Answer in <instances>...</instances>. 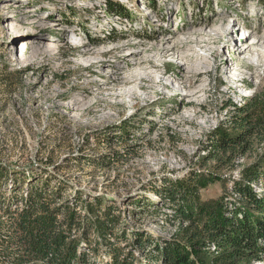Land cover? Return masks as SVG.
Segmentation results:
<instances>
[{"label": "rangeland", "instance_id": "rangeland-1", "mask_svg": "<svg viewBox=\"0 0 264 264\" xmlns=\"http://www.w3.org/2000/svg\"><path fill=\"white\" fill-rule=\"evenodd\" d=\"M107 1L0 0V167L6 173L0 180V201L11 203L16 188L17 196L27 198L29 179L47 168L70 189L66 196L81 192L84 200L102 198L103 207L114 205L120 216L117 229L127 232L125 252L134 253V261L159 264L149 262L154 249L145 241L175 238L182 223L173 215L174 205L157 192L194 174L216 172L224 180L200 195L203 200L219 198L262 155L264 136L259 131L231 163L225 164L226 156L205 160L213 155L212 139L219 127L237 134L239 113L226 104L244 107L255 94L264 93V65L238 57L245 69L240 76L229 73L222 63L229 58L225 45L237 44L241 35L223 34L210 47L213 53L221 48V56L211 59L207 75L196 77L194 85H204L203 93L189 101L153 80L145 81L141 96L130 101L119 94L124 81L110 78L113 65L124 61L119 53H106L100 70L99 65H81L78 59L86 46L73 44L72 32L90 48L140 43L150 52L162 39L180 42L197 29L225 28L236 21L262 37L264 0H110L129 11L127 18L113 15ZM34 20L43 26L36 27ZM27 38L37 43L28 44L24 62L17 58V48ZM49 41L57 47L46 49ZM162 61L161 70H174V75L175 64ZM253 184L256 193H264L262 179ZM135 232L145 236L142 247L133 239ZM96 260L109 257L101 251Z\"/></svg>", "mask_w": 264, "mask_h": 264}, {"label": "trees", "instance_id": "trees-1", "mask_svg": "<svg viewBox=\"0 0 264 264\" xmlns=\"http://www.w3.org/2000/svg\"><path fill=\"white\" fill-rule=\"evenodd\" d=\"M107 2L113 15L130 17L122 5ZM226 107H234L239 113L234 126L237 134L219 127L212 139L213 155L206 161L226 156L225 164H229L242 147H247L251 137L259 131L264 136V93L255 94L244 107L230 101ZM43 170L34 172V178L29 179L27 198L17 196L16 188L11 203L7 204L6 198L0 201V264H143L133 260L134 253L125 252L127 232L117 229L120 216L114 205L103 207L102 198L84 200L81 192L75 197L66 196L70 189L65 182L52 176L47 168ZM5 174L0 167V180L5 179ZM261 179L264 184V151L255 163L244 167L231 192L219 198L203 200L200 195L212 183L224 180L216 172L194 174L169 184L164 193L157 192L174 205L173 215L182 226L175 238L145 241L154 249L149 262L264 261V193H256L252 186ZM132 236L142 247L144 234L135 232ZM101 251L109 260H96Z\"/></svg>", "mask_w": 264, "mask_h": 264}, {"label": "bare ground", "instance_id": "bare-ground-1", "mask_svg": "<svg viewBox=\"0 0 264 264\" xmlns=\"http://www.w3.org/2000/svg\"><path fill=\"white\" fill-rule=\"evenodd\" d=\"M38 21L34 20L32 24H36V27H42L43 23L40 22V20ZM10 24L13 28L17 27L15 22H10ZM234 24L235 25L233 26L232 24H229V26L225 28L223 26V28H220V26L214 25L210 30L200 28L190 33V35L181 38L179 40L180 42L170 39H162L152 46V52L141 49L142 45L140 43H125L109 50H104L103 48H90L92 46L88 45V43H83V40L75 33V31L72 32V37L70 39L73 44H78L80 47H83V45L86 46L78 59V63L87 67L99 65L100 70L102 69V60L106 53L112 52L113 50H116L119 53L124 61L123 63L121 62L120 64L117 63L116 65H113L110 78L113 82H118L120 80L124 81V85H122L119 94L126 95L130 101L141 96L139 92L142 91L141 89L146 85L145 81L153 82V80H157L156 83H161L160 85L163 86V89L173 88L175 91V97L183 96L190 101L205 90L204 85H194L197 83L196 77L198 75H207L212 67L211 59L215 58L216 60L222 54L221 48L213 53V50L210 47L215 45L216 42L218 43L223 34H229V36L235 37L237 34L236 29L239 25L237 24V21ZM52 26H58V24L54 23ZM16 31L17 30H15V32ZM32 33H36L35 29L32 30ZM34 38L41 39L36 35ZM236 39L237 38H235V40ZM248 39L251 40L250 43ZM239 40L237 41V44L235 42L230 43L229 41V43L225 45L226 54L229 58L222 62L227 66V70H230L229 73L234 72V74L236 75L237 73L238 76L242 74L245 69L244 65L246 64L243 62V66H241L242 62L240 60L238 61V57H243L244 61H251L254 66L264 65L262 64L264 61H261L264 60V36L258 37L257 35H254L252 38H247L242 34ZM30 43L35 45L37 41L34 40L33 42L32 39L27 38L20 42L19 46L21 49L17 48V58L19 60L25 59L24 62L28 61V59H26V52L28 51V44ZM238 44L240 45V48L236 49L235 46H238ZM46 47V49H51L57 47V45L54 42L49 41L47 42ZM46 49H43V51L47 54L49 53V50ZM20 50H25L24 55L20 54ZM154 52L155 54L151 55V53ZM216 53L219 54L217 57L215 56ZM231 55H233V58H231ZM163 59L167 62L173 63V65L175 64L176 69L174 75H170V73H174V70L173 72L161 70V68L165 66V62L162 61ZM99 74L102 73L99 72ZM134 82L136 84L132 86L131 84ZM108 83V80L104 83L102 82L101 88L106 87ZM242 86L237 85V89L243 88Z\"/></svg>", "mask_w": 264, "mask_h": 264}, {"label": "built area", "instance_id": "built-area-1", "mask_svg": "<svg viewBox=\"0 0 264 264\" xmlns=\"http://www.w3.org/2000/svg\"><path fill=\"white\" fill-rule=\"evenodd\" d=\"M127 3H128V1H127ZM256 184H253V187L255 186ZM259 194V193H258Z\"/></svg>", "mask_w": 264, "mask_h": 264}]
</instances>
